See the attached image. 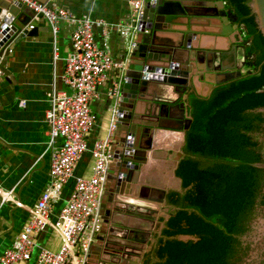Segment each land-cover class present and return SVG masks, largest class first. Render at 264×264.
Segmentation results:
<instances>
[{
  "label": "water",
  "instance_id": "obj_1",
  "mask_svg": "<svg viewBox=\"0 0 264 264\" xmlns=\"http://www.w3.org/2000/svg\"><path fill=\"white\" fill-rule=\"evenodd\" d=\"M147 2L136 37L131 35L132 28L126 34L119 32L122 42L115 59L120 66L112 71L107 84V113L110 119L116 113L117 130L102 204L105 230L97 235L88 264H146L153 234L157 231L155 241L161 242L167 228H158L166 191L139 186L137 177L148 163V154L156 152L157 131L187 132L192 124L189 115L193 97L208 99L216 86L244 77V38L230 22L223 0ZM48 5L52 7L51 2ZM251 7L264 37V0H252ZM33 18L29 8L0 0V26L13 21L0 34V68L6 78L11 77L7 66L15 47L39 31L38 26L26 29ZM236 55L242 58V65L226 67V59ZM251 70L248 68L245 74ZM184 143L185 134L177 155H171L169 173V183L179 187L180 193L182 181L176 169L185 157ZM254 166L264 169V164ZM177 212H171V217ZM131 218L139 220V224L134 225ZM255 230L262 239L263 229L255 226ZM176 239L196 241L190 236Z\"/></svg>",
  "mask_w": 264,
  "mask_h": 264
},
{
  "label": "crops",
  "instance_id": "obj_2",
  "mask_svg": "<svg viewBox=\"0 0 264 264\" xmlns=\"http://www.w3.org/2000/svg\"><path fill=\"white\" fill-rule=\"evenodd\" d=\"M56 4L66 7L77 18L89 15L94 20L107 22L110 29L108 32L102 28L96 29V40L100 46L108 43L111 54L117 57L122 42L118 27L126 23L129 15L126 0H56ZM37 25V34L23 39L15 47L7 66L11 77L4 76L0 81V188L12 191L15 199L22 204L19 207L14 202L3 203L0 198V256L5 250L14 248L18 235L31 218V210L51 185V153L48 148L46 123V114L51 107L48 95L52 92L72 93L64 85L62 76L65 69L64 59L71 50V36L75 25L69 22L61 24L58 36L59 59L56 61L51 28L45 22ZM237 63L235 56L226 59V67H234ZM109 79L108 75V81ZM108 81L100 89L99 99L91 105L92 111L98 116V122L87 138L90 147L106 135L109 125ZM161 133H164L161 136L163 145L158 142ZM185 133L175 130L157 131L154 137L156 152L148 154V163L137 176L139 186L166 191L158 228L166 227L171 212L178 210L168 200L171 192L180 193L179 187L169 183V173L171 155H177L178 146ZM92 166L93 160L88 152L79 164L76 175L90 176ZM73 187L74 182L71 181L60 188V200L53 205L55 216L70 197ZM137 192L138 189L133 195L137 196ZM131 219L134 223L131 220L128 223L139 224V220ZM156 234L157 231L155 236ZM38 246L57 251L61 246V239L48 228L40 234ZM37 255L38 251H35L29 262L20 264H37Z\"/></svg>",
  "mask_w": 264,
  "mask_h": 264
},
{
  "label": "built area",
  "instance_id": "obj_3",
  "mask_svg": "<svg viewBox=\"0 0 264 264\" xmlns=\"http://www.w3.org/2000/svg\"><path fill=\"white\" fill-rule=\"evenodd\" d=\"M9 1L15 6L23 5L34 13L26 29L33 30L39 22H45L51 28L54 61L59 59L61 24L69 22L76 28L71 36V50L64 59L62 76L64 85L72 93L52 92L48 95L51 107L46 114V123L51 153V185L31 210V218L18 235L14 248L5 250L0 256V264L29 262L35 251H38L37 264H88L91 248L101 228L100 210L117 130V115L113 113L106 135L89 146L87 138L98 122L91 105L99 99L100 89L107 83L108 75L120 66L111 54L108 43L100 46L96 40V29L102 28L108 32L110 25L104 20H94L89 15L77 18L69 9L56 4V0H48L47 3L39 0ZM126 1L129 15L118 31L126 34L132 28L131 35L134 38L142 28L141 22L148 2ZM50 2L52 7L48 5ZM12 23L11 19L2 23L0 34L10 28ZM130 44L131 47L135 46L133 39ZM4 76L0 68V81ZM88 152L93 160L91 175L78 177L77 169ZM71 181L74 182L72 193L55 216L53 205L60 200V188ZM0 198L3 203L14 202L22 206L12 191L0 188ZM48 228L61 239L57 251L38 246L40 234Z\"/></svg>",
  "mask_w": 264,
  "mask_h": 264
},
{
  "label": "trees",
  "instance_id": "obj_4",
  "mask_svg": "<svg viewBox=\"0 0 264 264\" xmlns=\"http://www.w3.org/2000/svg\"><path fill=\"white\" fill-rule=\"evenodd\" d=\"M233 20L250 36L247 58L256 73L218 87L208 99L193 97L192 124L185 133V157L176 169L182 193L171 192L178 209L167 222L154 264H236L262 170L254 139L264 115V37L255 21L252 0H227ZM179 236L194 237L187 242Z\"/></svg>",
  "mask_w": 264,
  "mask_h": 264
},
{
  "label": "flooded vegetation",
  "instance_id": "obj_5",
  "mask_svg": "<svg viewBox=\"0 0 264 264\" xmlns=\"http://www.w3.org/2000/svg\"><path fill=\"white\" fill-rule=\"evenodd\" d=\"M223 1H224L226 10H227L228 17L230 19V22L233 25H236L239 28V30L242 32V36L244 38V45L246 47L247 54H248V47L252 43V41L250 42L249 33H248L247 29L242 24L233 20L234 18H231V17H235L234 13H231V16H230V12L232 10L231 5L229 4V2L227 0H223ZM251 5H252V1H251ZM255 21H256V18H255ZM235 57L237 58L238 63L234 67H237L238 65H242V58L240 59L237 55ZM225 65H226V62H225ZM248 68H252V70L250 72L256 73L254 70V67L250 66V59L246 58V64L244 65V67L242 69V76L249 74V72H248V74H245V72L247 71ZM229 83H231V82H229ZM226 84H228V83H226ZM226 84H223V85H226ZM220 86H222V85H220ZM220 86H216L214 91ZM190 103L192 104V99L190 100ZM260 110H262V113L264 115V108H260L257 111H260ZM115 137H116V135H115ZM254 139H256L257 143L259 144V147H260L259 153H261V161H262L261 164H264V122L261 123L259 132H257L255 130ZM262 139H263V141H262ZM261 170L263 171L261 173L262 176L259 180V185H261V190L258 194L259 196L255 199L254 204L252 206L251 218L246 222L247 231L245 232V235H243V237L240 238V245L236 248L237 249V254H236V258H235L237 261L236 264H264V232H263L262 239H260V237H259L260 235H258V233H257V235L255 234V232H256L255 226L260 227L264 231V169H261ZM106 186H107V184H106ZM104 195H105V193H104ZM102 204H103V199H102ZM102 204H101V210H100L101 228H100L99 233H101L102 231L105 230L104 229L105 225H104V220H103V214H102ZM155 239H156V236H155V234H153L152 242L149 244L148 253L145 256L146 257V262H145L146 264H154L153 258L155 257V252H156L158 245H159V242H160V240L155 241ZM89 257H90V255H89ZM88 262H89V258H88Z\"/></svg>",
  "mask_w": 264,
  "mask_h": 264
},
{
  "label": "bare ground",
  "instance_id": "obj_6",
  "mask_svg": "<svg viewBox=\"0 0 264 264\" xmlns=\"http://www.w3.org/2000/svg\"><path fill=\"white\" fill-rule=\"evenodd\" d=\"M162 135H164V133H161V134H160V138H158V142H160L161 145H163V143H162L163 141H162V139H161V136H162Z\"/></svg>",
  "mask_w": 264,
  "mask_h": 264
}]
</instances>
